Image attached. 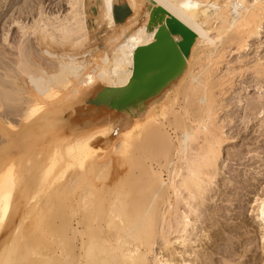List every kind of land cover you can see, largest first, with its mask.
<instances>
[{"label": "bare ground", "instance_id": "1", "mask_svg": "<svg viewBox=\"0 0 264 264\" xmlns=\"http://www.w3.org/2000/svg\"><path fill=\"white\" fill-rule=\"evenodd\" d=\"M240 2L87 0L83 10L91 15L93 9L98 20L90 33L80 1L72 0L57 24L38 14L24 27L47 62L36 56L29 36L8 46L2 33L0 196L10 192L11 198L0 223V264L196 261V224L216 185L226 141L217 123L219 102L235 72L264 81V53L217 78L225 50H246L262 30L264 0H243L247 9L237 8ZM183 3L200 7L180 9ZM122 6L128 14L118 21ZM172 21L192 33L185 52L183 37L170 31ZM162 31L177 57L164 52L140 63L137 56L148 47L167 51L157 45ZM32 108L38 111L29 117ZM262 207L264 190L254 200L264 250Z\"/></svg>", "mask_w": 264, "mask_h": 264}, {"label": "rangeland", "instance_id": "2", "mask_svg": "<svg viewBox=\"0 0 264 264\" xmlns=\"http://www.w3.org/2000/svg\"><path fill=\"white\" fill-rule=\"evenodd\" d=\"M79 1L77 9L79 12L86 14L83 15L82 13L85 17H81L86 26V31L88 30L91 33L98 28L96 25L98 20H93L95 18L93 9H90L92 10L90 11L92 16L88 12L85 13V9L83 10V4L87 0ZM36 2L43 7H40ZM71 2L72 0H0V4L2 3V6L0 5V38L3 34H6L5 45L8 46L10 43L16 45L19 42L18 40L16 43L19 36L22 40L21 34L23 38H26L24 41L29 38L34 40V36L30 37V30L26 29L25 31L24 27L31 26L34 21L32 19H36L38 14H41L43 21L48 19V22H53L55 20L57 24L62 17L69 14L67 4L70 5ZM21 3L24 4V7ZM90 7L93 8V5H90ZM40 11L42 12L39 13ZM56 14L57 17L53 19ZM89 16L91 17L88 18ZM51 17L52 20H49ZM16 23H18L17 25L20 23L18 28L15 25ZM89 24L91 25L90 28ZM104 34L105 32H101L95 35V39H93L96 40ZM259 35L249 42L246 50H237L234 46L228 47L227 51L225 50L223 58L220 60L219 74L216 72L218 74L217 78L222 77L229 67L237 69L245 64H247L245 66H251L257 57L262 56L264 53V19ZM28 36L29 38H27ZM30 39L27 42L31 45L33 43L34 49L37 48V51H39L34 52V54H38H35L38 57L41 54L39 58L42 59L43 57L45 62L50 61V57L40 50L37 43V45L35 44L36 41ZM34 49L33 51H35ZM234 74L229 86L232 89L227 86L225 88L227 92L225 96L223 95L224 97L222 96L224 100L219 102L223 105L218 112L220 116L217 117V123L223 127L226 141L222 146L219 160L220 172H218L215 180L216 185L212 187L213 190L209 193L208 201L206 200L205 203L206 206L202 207L199 213V221L196 224L198 228L196 227L195 234L198 238L193 244V250H196L194 251L197 253L198 258L194 261L195 264H264V250H262L259 242L261 226L254 215V200L256 197L261 196L264 190V119L261 117V112L264 111V84L262 83L264 81L258 79V77L255 79L256 76L250 71H244L240 75L236 72ZM258 96H262L261 103H258ZM256 104L258 107L255 106ZM28 183H30V180L24 184L27 185ZM30 188L28 189L30 191H27L26 199L32 195ZM28 192H31V194H28ZM26 195L21 194V197H26ZM21 197L19 195V200ZM16 199L12 202H17L18 199ZM155 250H159L157 246ZM192 254L189 257L187 256V259L192 260L194 255Z\"/></svg>", "mask_w": 264, "mask_h": 264}, {"label": "water", "instance_id": "3", "mask_svg": "<svg viewBox=\"0 0 264 264\" xmlns=\"http://www.w3.org/2000/svg\"><path fill=\"white\" fill-rule=\"evenodd\" d=\"M128 14V9L125 6H122L121 8L117 9V15H116V19L118 21H121L125 18V16ZM170 31L171 32H176L179 33L183 39L184 42L181 45V49L182 51H187L189 48V44L192 41V33L189 32L184 26H182L181 24L172 21L171 24H168ZM168 34L167 31H162L161 35H160V40L158 42V46H161L165 49H167V51H159V48L157 50V46L155 48V51H151L154 46L152 47H148L145 50H143L142 52L139 53V55L137 56V60L142 63L147 57H152V55L158 56V55H162L164 52H171V53H175L174 51V46L170 40V38H168ZM174 57H177V54H173Z\"/></svg>", "mask_w": 264, "mask_h": 264}, {"label": "snow or ice", "instance_id": "4", "mask_svg": "<svg viewBox=\"0 0 264 264\" xmlns=\"http://www.w3.org/2000/svg\"><path fill=\"white\" fill-rule=\"evenodd\" d=\"M41 7H43V6H41ZM69 7H71V5H69ZM179 7H180V9L191 10V9H196V8H198L200 6L198 4H194V3H183ZM236 7L237 8H241V9H247L249 6L246 3H243V0H241V2L236 5ZM252 7H255V4H253ZM170 10L173 11L174 15H177L179 18L184 19L185 22H189L190 23L189 18L185 14H183L181 12H177L175 9H170ZM241 23H244L245 27L249 26L244 21H241ZM262 67H264V62H262ZM261 75L264 76V72H262ZM88 80H89V83H91V77H89ZM44 91L48 92L47 88H45ZM52 95H53V93L48 92L49 98H51ZM37 111H38V108H32L29 111L28 116L30 117V116L34 115ZM261 117H262V119H264V111L261 112ZM127 135H130V134H126V136ZM127 147H128V144H127V141H126L125 142V146H124L125 151L122 154H124V155L127 154V151H126ZM46 175H47V173H46ZM10 198H11V193L10 192H9V194L6 197L0 196V223H3L4 214L7 212V207L5 206L4 202H5V200H10ZM34 199H35V197H34ZM261 219L264 220V207L261 208Z\"/></svg>", "mask_w": 264, "mask_h": 264}]
</instances>
